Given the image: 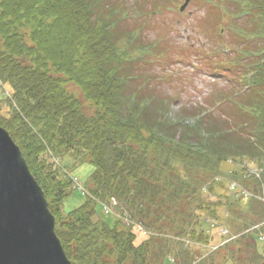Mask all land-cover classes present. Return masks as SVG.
Returning <instances> with one entry per match:
<instances>
[{"label":"trees","instance_id":"obj_1","mask_svg":"<svg viewBox=\"0 0 264 264\" xmlns=\"http://www.w3.org/2000/svg\"><path fill=\"white\" fill-rule=\"evenodd\" d=\"M204 1L209 62L227 85L210 104L218 114L184 107L173 119L169 102L138 95L155 76L128 92L141 56L158 48L142 37L141 0H0V83L12 94L0 99V126L41 187L71 264H264V0ZM228 162L237 168L224 171ZM82 166L92 169L83 187L62 171ZM221 179L248 200L209 199ZM75 191L84 203L64 213ZM111 199L115 218L104 210ZM214 223L235 238L210 247Z\"/></svg>","mask_w":264,"mask_h":264},{"label":"rangeland","instance_id":"obj_2","mask_svg":"<svg viewBox=\"0 0 264 264\" xmlns=\"http://www.w3.org/2000/svg\"><path fill=\"white\" fill-rule=\"evenodd\" d=\"M132 1L134 0H127L129 4ZM182 2L183 0H141V3H145L144 9L146 12L143 17L144 20H142L148 26V29L143 31L142 37L144 36V40L147 42L158 41V48L153 56H141L140 63L135 65L134 72L136 75L137 73L140 74V78L129 84L128 92L134 91L137 83L145 75H153L156 79H151L147 84H142V89L138 95L142 97L154 96L156 100L163 99L169 102V111L173 119H176L178 112L184 107L189 110L202 108L205 113L218 114V106L212 107L210 104L214 99V103L216 102V93L227 85V80L224 75L215 74L213 69L216 68V65L214 62H209V59L213 58L212 43L209 38L202 34L204 26L208 27V23L212 22V18L210 22H206L204 14L208 4L204 0H191L184 12L179 13L178 8ZM150 12H155L156 14L151 15ZM203 54L209 56L205 57V61L211 66L207 67L202 63ZM66 88L81 99L80 90L72 83L67 82ZM230 88H227L228 91H230ZM11 95L9 87L0 83V99L10 98ZM5 112L6 110L3 109L2 114H5ZM244 162L248 171H253L256 168L254 164L246 160ZM53 163L57 167L62 161L55 158ZM240 165L243 168V164ZM236 168L234 163L230 162L223 165L224 171L230 172ZM62 171L69 172L74 177L73 183L79 181L81 187H83L82 185L86 182L92 169L89 166H82L78 167V169L68 168V170L62 169ZM223 180L226 179L217 180L222 185L214 188L209 199L215 201L216 197L213 195L218 192H224L225 194L223 195L230 196L234 194L240 199L243 198L244 203V200H248L249 195L247 194H249V191L241 188L239 190L238 186H232L231 182H222ZM260 202L264 204V198L260 199ZM83 203V193L75 191L65 200L63 212L69 213ZM107 208L111 212L110 217L119 216L116 208L110 207L109 204H107ZM99 212L104 221H109L106 216L102 215L101 211ZM222 214L225 217L227 215L226 213ZM124 222L128 224L127 219H124ZM216 225L214 223L208 228V234L211 237L209 246L212 248L223 243L225 238H231V236L235 238L233 234L235 230H232L229 225L226 224L222 227L219 225L216 227ZM235 225L239 227L240 222L236 221ZM261 234L263 235H261L262 238L257 243V250L264 255V231Z\"/></svg>","mask_w":264,"mask_h":264},{"label":"water","instance_id":"obj_3","mask_svg":"<svg viewBox=\"0 0 264 264\" xmlns=\"http://www.w3.org/2000/svg\"><path fill=\"white\" fill-rule=\"evenodd\" d=\"M0 264H71L55 234V219L41 187L1 126Z\"/></svg>","mask_w":264,"mask_h":264},{"label":"bare ground","instance_id":"obj_4","mask_svg":"<svg viewBox=\"0 0 264 264\" xmlns=\"http://www.w3.org/2000/svg\"><path fill=\"white\" fill-rule=\"evenodd\" d=\"M107 204H109V205H117V202H116L115 199H111V200L109 201V203H106V205H107Z\"/></svg>","mask_w":264,"mask_h":264}]
</instances>
